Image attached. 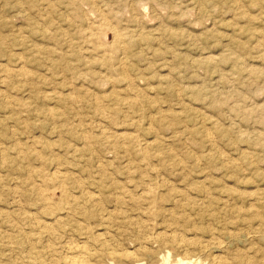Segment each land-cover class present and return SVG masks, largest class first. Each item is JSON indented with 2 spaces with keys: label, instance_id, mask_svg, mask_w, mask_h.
<instances>
[{
  "label": "rangeland",
  "instance_id": "1",
  "mask_svg": "<svg viewBox=\"0 0 264 264\" xmlns=\"http://www.w3.org/2000/svg\"><path fill=\"white\" fill-rule=\"evenodd\" d=\"M82 251L264 264V0H0V264Z\"/></svg>",
  "mask_w": 264,
  "mask_h": 264
},
{
  "label": "bare ground",
  "instance_id": "2",
  "mask_svg": "<svg viewBox=\"0 0 264 264\" xmlns=\"http://www.w3.org/2000/svg\"><path fill=\"white\" fill-rule=\"evenodd\" d=\"M105 20V19H104ZM108 24V23H107ZM109 26V25H108ZM107 54V53H106ZM107 59V58H106ZM59 176V175H58ZM61 181H63V180H61ZM152 194L154 195V193H153V191H152ZM65 195H66V193H65ZM155 197H153V199L154 198H157L156 197V195H154ZM157 200V199H156ZM155 201V200H154ZM151 202H153V201H151ZM152 204V203H151ZM154 205L152 204V207H153ZM156 206V205H155ZM154 208V207H153ZM156 208V207H155ZM151 209V208H150ZM154 210V209H153ZM79 211V210H78ZM154 211H156V210H154ZM152 213V212H151ZM258 216V215H257ZM125 219H127V218H125ZM127 221V220H126ZM125 223V222H124ZM44 229V228H43ZM47 229V228H46ZM96 239V238H95ZM28 240V239H27ZM101 240V239H100ZM94 241V240H93ZM178 242V241H177ZM182 242H184V241H182ZM18 243V242H17ZM22 243V242H21ZM179 243V242H178ZM180 244V243H179ZM183 244V243H182ZM181 244V245H182ZM108 245V244H107ZM207 245V244H206ZM35 246V245H34ZM107 248V250H106V255L107 256H110L111 258H113L114 260H116V262L119 260V261H121V258H122V254L121 253H119V252H117V251H115V250H113V249H111V248H108V247H106ZM147 251V250H146ZM123 252V251H122ZM73 253V252H72ZM76 253V252H75ZM81 254H80V256H75L74 258H71V259H69V260H67V262H66V264H89L88 263V256H87V252L86 251H82V252H80ZM104 254V253H103ZM128 254H130V253H128ZM42 255V254H41ZM125 255V254H124ZM132 256V255H131ZM169 257V256H168ZM138 259V258H137ZM190 262H192V261H190ZM200 262V261H199ZM199 262L198 261H194V262H192V263H189V262H186L184 259H180V260H178V262L176 263V264H199ZM212 264H226L222 259H218L217 257H213V259H212Z\"/></svg>",
  "mask_w": 264,
  "mask_h": 264
}]
</instances>
